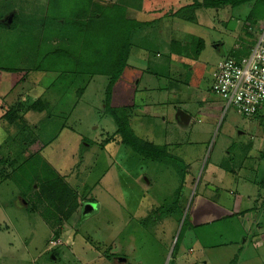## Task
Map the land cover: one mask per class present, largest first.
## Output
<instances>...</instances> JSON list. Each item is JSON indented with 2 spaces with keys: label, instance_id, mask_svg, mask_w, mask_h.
<instances>
[{
  "label": "rangeland",
  "instance_id": "374dc122",
  "mask_svg": "<svg viewBox=\"0 0 264 264\" xmlns=\"http://www.w3.org/2000/svg\"><path fill=\"white\" fill-rule=\"evenodd\" d=\"M198 1L204 0H0V19L8 23L0 26V98L9 84L15 85L11 101L23 96L12 108L0 101V156L26 157L17 182L2 181L0 173V264H264V204L255 200L258 193L264 198V116L226 110L211 90L212 74L231 54L243 20L251 37L249 24L259 32L252 25L254 5L215 0L214 7L189 9L196 19L190 21L184 5ZM15 10L11 26L5 12ZM142 12L154 21L139 25ZM255 15L264 19V4ZM257 33L245 45L256 43ZM190 38L192 49L172 57V42ZM198 38L204 45L196 57ZM119 49L118 58L129 54L123 71L112 61ZM136 52L150 58L149 69L161 68L160 79H149L152 89H143L149 82ZM166 61V71L154 65ZM4 71L9 75L1 76ZM113 77L117 83L108 94ZM70 102V115H57ZM208 108L214 123L205 133ZM113 110L129 111L141 139L172 142L173 157L146 159L125 144L115 134ZM177 110L190 114L187 125L178 123ZM11 113L18 114L13 121ZM23 143L41 147L26 154ZM58 176L81 197L62 241H54L56 231L47 223L59 218L57 210L43 216L26 208L42 198L38 184ZM207 198L223 209L220 215L206 208ZM86 201L95 208L91 213ZM193 211L200 224L192 221ZM208 213L207 220L201 217Z\"/></svg>",
  "mask_w": 264,
  "mask_h": 264
},
{
  "label": "trees",
  "instance_id": "16d2710c",
  "mask_svg": "<svg viewBox=\"0 0 264 264\" xmlns=\"http://www.w3.org/2000/svg\"><path fill=\"white\" fill-rule=\"evenodd\" d=\"M236 1H249L253 6V10L252 12L255 14L256 11V7L258 5V3H262L264 4V0H236ZM224 1H221L220 4H222ZM196 5H200L199 7H214L216 5V1L215 0H204L203 4L202 2H197L195 4H193L192 6L189 7V5H184L186 7H182L183 11L186 14H190L187 11H189V9L193 8V6ZM222 6V5H221ZM181 8V9H182ZM180 15V13L177 11L175 13V16ZM183 17H185L186 15H182ZM1 18V16H0ZM189 20L190 21H196V19H194V15L190 14L189 16ZM198 20V19H197ZM153 21H146V22H141L139 23V25H145V24H150ZM14 23V21H13ZM13 23L11 25H13ZM2 25H6L3 22H0V26ZM199 39V38H198ZM199 44L200 46L197 48L196 52V57L199 55V53L202 51L203 45L204 43L202 41H200L199 39ZM178 42L174 41L172 44V51L175 52L176 54H182L183 53V49H182V44ZM252 43V42H250ZM130 47H132V43L130 45ZM248 46H244V49H240L238 52H231L230 56H235V57H239L242 54H244L245 52H247ZM123 50L119 49V51L114 52V56L116 57V59H112L113 62H117V60L119 61V64L122 65L121 68L123 67L122 71L124 70L125 66H128L127 62H128V58H129V54H127L125 52V54L119 56V58L117 57L118 54H120ZM118 58V59H117ZM106 67H111L110 65H106ZM126 68V67H125ZM107 72V71H105ZM113 73V72H112ZM110 72V74H112ZM109 74V75H110ZM112 83H110L109 87H108V94L110 93L113 84L117 83V81L114 80V77L111 80ZM212 85H213V81H212ZM211 90H212V86H211ZM35 106V105H34ZM37 107V106H36ZM124 110L126 111L127 108L125 107ZM114 111V114H116L117 112H122L123 109L117 108L116 111ZM261 113V112H260ZM258 114L256 115L261 116L262 114ZM9 113H7L8 116ZM14 116H18V114L16 115L15 113H11L10 117H8L11 121H13L16 117ZM131 115L129 114V111L125 112L124 115H119L117 113V120H116V125H117V129H116V133L115 134H119L122 136V139L124 141L125 144L133 147V149L136 152H139L141 155H143L146 159H152V160H164L167 157H173L170 154V150H168V146L167 144H160V145H156L154 143H152L150 140H145V139H141L140 137H138L134 130L132 129L131 125H130V119L132 117H130ZM255 117V116H254ZM27 149L23 150V153H26ZM264 156V155H263ZM23 157V158H22ZM26 157H24L23 155H17V156H13V158L11 159H7L5 155H2L0 161L4 164V166L1 167L0 173L4 172L5 173V177L4 179H2V181L7 180V179H14L17 180L19 179V169H20V161L21 159H25ZM8 165L9 167H12L11 170H7L5 169V166ZM18 178V179H17ZM20 180V179H19ZM44 181V180H43ZM263 185V184H262ZM40 186V187H39ZM264 186V185H263ZM31 188V187H30ZM35 188L31 189L30 192H33ZM37 189H39L41 191V197L39 198L38 201H40L41 204H39V202L37 201L36 204H32V205H27V209L28 210H33L36 212H39V214H43L51 211L53 212L54 210L58 211V215L57 217H59L58 219H56V221H52V220H48L47 223L51 224V228L53 231V235L55 233V239L57 240L59 239L60 234L63 231V225L64 223L70 218L72 217L73 214H75L77 212V210L79 209V200L81 197L78 194V192H75L68 184L67 182L64 180V178L62 176H58L56 177V179L52 180V181H44L38 184ZM23 195V193H22ZM262 202L264 204V198L262 199ZM38 205V206H37ZM41 210V212L39 211ZM43 216H45L43 214ZM48 219V218H46ZM53 249V248H52ZM53 255L54 257H56L58 255L57 249H53Z\"/></svg>",
  "mask_w": 264,
  "mask_h": 264
},
{
  "label": "built area",
  "instance_id": "2783aa9c",
  "mask_svg": "<svg viewBox=\"0 0 264 264\" xmlns=\"http://www.w3.org/2000/svg\"><path fill=\"white\" fill-rule=\"evenodd\" d=\"M258 28L257 42L239 57L224 58L213 73L214 93L225 100L226 107L234 106L248 117L264 109V22Z\"/></svg>",
  "mask_w": 264,
  "mask_h": 264
},
{
  "label": "crops",
  "instance_id": "0c3cea01",
  "mask_svg": "<svg viewBox=\"0 0 264 264\" xmlns=\"http://www.w3.org/2000/svg\"><path fill=\"white\" fill-rule=\"evenodd\" d=\"M8 12L9 13H13L14 15H13V19H12V23H13V21L15 20V18H16V15H17V10H15L14 12H10V11H6L5 13H7L8 14ZM143 13V19H142V21L143 22H146V21H154V17H152V13H144V12H142ZM135 15H137V12L135 11V13H134V16ZM10 16V15H9ZM3 17H4V15H3ZM3 19V18H2ZM2 19H0V22H2ZM35 20V19H34ZM253 20H256L257 21V23L256 24H254L253 22H252V25H255L256 26V28H258L259 27V25H261L263 22H264V19L263 20H260V21H258V19H257V17H256V15L254 14L253 15V17H252V21ZM175 19L173 18V22L171 21V23L170 24H168L167 25V28H170V27H172V25L171 24H174L175 25ZM5 22V24H6V22H7V20H5L4 21ZM8 24V23H7ZM6 24V25H7ZM147 25H149V24H147ZM250 25V27H249V30L251 31V35H252V37L249 35V31H248V33L246 32V25H245V22H244V20H243V24H242V31H241V33H237L235 36H236V38H235V44H234V48H233V50H232V52H238L240 49H242L241 48V46H243V45H245L248 41H254L255 40V38H256V33H254V32H252V26H251V24H249ZM12 26V25H11ZM148 27V30H146V32L148 31V32H150V28H149V26H147ZM250 36V37H249ZM149 37V36H148ZM243 39H245L246 40V42H244L243 41ZM162 40V37H161V39L159 40V41H161ZM174 42V41H173ZM172 42V43H173ZM182 42V49H183V52H187V51H189V50H191L192 48H190L191 47V42H193V40H192V38H190V40H186V39H184V41H181ZM223 44V43H222ZM170 45V44H169ZM197 45H198V47L200 46V44H199V42L197 43ZM190 48V49H189ZM172 50V49H171ZM159 51H163V50H159ZM158 53V52H157ZM157 53L155 54V56L157 55ZM137 54H141V56H140V60H139V65H140V67L143 69V70H145V76H147V78H146V80L149 82V85L148 86H145V87H143V89L144 88H149V89H152V82L149 80V79H151V76L153 77V78H156V79H160L161 78V76H162V74L161 73H159V70L161 69V68H158V67H161V66H163L164 68H165V71H166V69L169 67V61H166L165 63H163V64H154L155 66H158V67H156V68H158V69H149V68H151L152 67V62L150 61V58H149V60H148V57H147V55H145L144 53H139V52H136L135 53V55H137ZM134 55V54H133ZM170 56V55H169ZM172 57H175L177 60H179V56H180V54H176V53H173L172 55H171ZM149 65V67L147 68L146 66H148ZM131 66H133V67H135V68H137L134 64L132 65L131 64ZM154 67V66H153ZM189 67V66H188ZM34 68H37V67H34ZM34 68H32V70H35ZM23 69H20L19 71H16V72H21ZM143 70H141V72H140V74H142L143 73ZM28 72H30V70H28ZM48 71H45V72H43V73H41V74H46ZM7 75H9L7 72H3L2 74H1V76H3V77H5V76H7ZM143 75H144V73H143ZM42 77V76H41ZM40 77V78H41ZM44 77V76H43ZM169 81H171L170 79L168 80V82ZM212 81H213V74H212ZM138 83H139V86H140V84H142L143 83V79L142 78H140V80L138 81ZM211 86H212V84H211ZM13 86H11V84H9V88L7 89V88H5V91H4V94H2V98H0V101L1 102H3L4 103V105H5V107L7 108V104H8V106L9 107H14V106H16V104H17V99H18V97H20L21 96V98L23 97L22 95H19L18 97L17 96H15V99L13 100V101H11V98H12V94H13V91H14V89H15V85H14V87L12 88ZM3 89H4V87H3ZM148 89V90H149ZM180 92V91H179ZM213 92V91H212ZM214 93V92H213ZM29 95H31V97L33 96V99L32 100H34V101H36L37 99H36V97L33 95V91H31L30 92V94ZM36 95V94H35ZM217 95V94H216ZM219 96V95H218ZM0 97H1V95H0ZM30 97V96H29ZM221 97V96H220ZM222 98V97H221ZM223 99V98H222ZM224 100V99H223ZM57 100H55V102H56ZM36 105H38V104H36ZM47 105H48V107L50 106V104H49V102H47ZM66 105V107L64 108V109H60V111L58 112V114L57 115H61V116H69L70 115V113H71V111H72V108L70 107L71 106V102H70V104H64V106ZM163 105H164V103H163ZM34 106V105H33ZM45 106V105H44ZM41 107V105H39L38 106V109ZM15 110H16V107H15ZM40 110H44V108L42 107ZM185 111V110H184ZM40 112V113H39ZM45 111H38V113L39 114H42V113H44ZM186 112V111H185ZM5 113V112H4ZM34 113H37L36 111H34L31 115H33ZM50 115H51V117L53 116V113H54V115H56L55 114V110H54V112L53 111H51L50 110ZM174 113V112H173ZM30 114V112H28L25 116H28ZM187 114H189L188 112H187ZM211 112L209 111V108L208 109H206V116L209 118V119H204L203 117H201V118H203V120H205L206 122H204V123H202V126L204 127V126H206V128H205V133L207 132V131H209L210 130V128H211V126H212V124L214 123H212V121H210V117H211ZM264 115L262 114V116L261 117H263ZM1 117V116H0ZM260 117V116H259ZM133 118L134 117H132L131 118V121L133 120ZM176 118H177V121H178V123L182 126V125H187L190 121H191V117H190V114L187 116V117H184L183 119L181 118V116H177V113H176ZM190 120V121H189ZM0 121H4L3 119H1L0 118ZM68 128V127H67ZM69 130H71L70 128H68ZM204 130V129H203ZM171 134H167V136H170ZM173 136H175V134H172ZM172 142H170V141H166V142H164V144H167V145H169L168 147L170 148L171 146H172V144H171ZM23 146H24V148L25 149H27L26 150V152H29V150L30 149H32L31 151H33L34 153L36 152V150L37 149H39L40 147H41V145L39 146V145H37L36 143L35 144H33V143H30V144H26V143H23ZM173 147H177V146H173ZM117 148H119V146H116V148H114V149H117ZM23 150V149H22ZM122 150V148H120V150H119V152H117V151H115L114 150V152H115V154H114V156H118V154H120V151ZM106 153H108V152H106ZM262 154L264 155V151L262 152ZM0 159H1V156H0ZM259 159H261V157L259 158ZM119 164H117V167H119L118 166ZM120 169H123L121 166H120ZM128 173V172H127ZM129 177H130V175H129ZM214 177H216V176H214ZM259 190H262L263 191V189H259ZM258 196H259V198L260 199H256L255 198V200H257V201H260V200H262L263 199V194L262 193H258L257 194ZM246 198L247 199H251V195H248V196H242V199H240V203H238V204H240V206L242 207V204H243V202L246 200ZM237 200V199H236ZM209 201V203H210V199L209 198H207V202ZM88 201H86L85 203H87ZM262 202V201H261ZM94 206V205H93ZM198 207H201V206H198ZM197 207V208H198ZM206 208H208L209 210H210V213H214L215 215H216V213H218L219 215L223 212V209H221V210H219L218 209V207L215 205V203H213V202H211L210 204H207V206H206ZM247 208V207H246ZM245 208V209H246ZM83 209V208H82ZM95 208L93 207L92 208V210L91 211H89L88 213H91L93 210H94ZM235 209L236 210H241V211H239L240 213H247V212H243L242 211V208L241 209H237L236 207H235ZM79 210H81V208L79 209ZM77 212H79V211H77ZM210 213H208V214H206V215H203V216H201V217H206V220H207V218H209V215H210ZM230 214H228V215H226V217L227 216H229ZM217 216V215H216ZM244 220V219H243ZM192 221L194 222V223H196V224H200V223H198L199 222V217L196 215V213L193 211V215H192ZM65 226H66V223H65ZM64 225H63V227H65ZM56 241H62V238H59V239H57ZM61 244H63V243H61ZM58 246V245H57ZM120 258V257H119ZM119 258H117V260L119 259ZM122 262H127V260H123V259H121V260H119V263H122Z\"/></svg>",
  "mask_w": 264,
  "mask_h": 264
},
{
  "label": "water",
  "instance_id": "95a60500",
  "mask_svg": "<svg viewBox=\"0 0 264 264\" xmlns=\"http://www.w3.org/2000/svg\"><path fill=\"white\" fill-rule=\"evenodd\" d=\"M13 15H14V14L12 13V14H10V16L8 17V22H9V23L12 22ZM5 20H6V19H5ZM5 20H4V21H5ZM178 114L181 116L182 119H183L184 117H187V116L189 115V114H187L186 112L181 111V110L178 111ZM91 204H92V203H89V202L86 203V204L84 205V206H85V210H86V207H89ZM91 209H92V208L89 207L88 212L91 211Z\"/></svg>",
  "mask_w": 264,
  "mask_h": 264
},
{
  "label": "clouds",
  "instance_id": "9594fccd",
  "mask_svg": "<svg viewBox=\"0 0 264 264\" xmlns=\"http://www.w3.org/2000/svg\"><path fill=\"white\" fill-rule=\"evenodd\" d=\"M261 25H262V24H261ZM258 31H259V30H258ZM257 34H258V33H257ZM251 44H253V43H250V44H247V45H243L241 48L244 49V46H248V45H251ZM228 56H230V55H228ZM228 56H225L224 58H226V57H228ZM224 58H223V59H224ZM223 59H222V60H223ZM222 60H221V61H222ZM218 64H219V63H218ZM218 64H217V66H218ZM216 68H217V67H216ZM215 70H216V69H215ZM215 70H214V71H215ZM213 73H214V72H213ZM212 91H213V89H212ZM213 92H214V91H213ZM215 94H216V93H215ZM217 95H218V94H217ZM219 96H220V95H219ZM224 102H225V100H224ZM225 104H226V102H225ZM229 107H230V106H229ZM229 107H226V110H227ZM178 111H179V110H177V116H180V115L178 114ZM181 111H183V110H181ZM184 112H185V111H184ZM54 241H56V240H54Z\"/></svg>",
  "mask_w": 264,
  "mask_h": 264
}]
</instances>
